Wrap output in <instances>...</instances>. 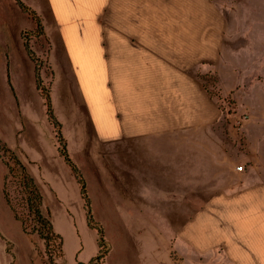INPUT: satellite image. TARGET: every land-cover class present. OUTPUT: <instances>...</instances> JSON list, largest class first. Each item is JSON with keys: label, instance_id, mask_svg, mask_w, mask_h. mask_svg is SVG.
Masks as SVG:
<instances>
[{"label": "rangeland", "instance_id": "obj_1", "mask_svg": "<svg viewBox=\"0 0 264 264\" xmlns=\"http://www.w3.org/2000/svg\"><path fill=\"white\" fill-rule=\"evenodd\" d=\"M21 1L36 14L41 26L37 34L31 18L11 0L23 21L22 41L34 56L42 91L48 92L52 114L59 124L56 129L49 122L55 145L59 147L60 131L68 156L85 183L92 218L104 236L107 227L100 217L104 214L103 187L107 184L108 191L118 196L119 174L140 169L141 156L154 155L161 161L167 158L171 161L160 163L161 168L170 165L176 170L186 166L198 170L206 156L212 160L221 154L242 156L250 151L242 127L247 120L259 123L262 129L256 132L261 139L255 141L252 153L259 155L264 148V115L253 113L264 107V0ZM198 4L202 7L197 11ZM207 32L228 34L233 62L248 67L249 85L237 90L234 106L232 100L227 101L232 109L220 108L219 124L212 130L177 126L168 131H130L128 128L134 125L129 121V112L133 109L124 103L126 89L134 86L129 71L136 63L128 58L129 54H142V74L157 70L163 82L161 94L169 95L166 82L168 76L176 74L177 66L173 65L181 62L184 34L195 39L199 33ZM239 33L246 35L239 37ZM194 70L198 78L203 77L204 67L196 66ZM205 76L213 78L211 73ZM243 116L248 118L237 119ZM65 164L61 183L66 213L73 214L71 232L60 210L52 206L51 193L42 184L39 172L35 175L44 209L60 230L63 256L59 264H83L79 259H86L98 236L87 225L79 184ZM238 165L243 166L235 162L234 168ZM1 173L3 179L6 169L0 161ZM8 194L28 228L35 227L22 202L17 179L9 181ZM3 201L2 207H6ZM12 216L11 223H6L7 233L0 234V264H48L43 241L36 234L24 236ZM84 223L86 232L80 227ZM76 238L82 241L83 256L73 252Z\"/></svg>", "mask_w": 264, "mask_h": 264}, {"label": "crops", "instance_id": "obj_2", "mask_svg": "<svg viewBox=\"0 0 264 264\" xmlns=\"http://www.w3.org/2000/svg\"><path fill=\"white\" fill-rule=\"evenodd\" d=\"M201 7L198 4L196 10ZM22 22L11 0H0V141L15 151L37 184L35 172H39L51 193L52 206L60 210L71 232L73 214L66 213L61 183L66 166L36 87V62L28 56L21 38ZM184 36L181 62L173 65L176 74L167 78L169 95L161 94L163 82L157 70L142 74V54H129L136 63L129 71L134 86L126 89L124 103L133 109L129 112L134 125L130 131H168L177 126L212 130L221 118V101L232 100L234 106L237 90L249 85L247 65L231 58L228 34ZM196 66L205 68L203 77L194 73ZM207 73L213 78L205 76ZM253 113L264 115V107ZM260 126L249 120L242 126L250 148L242 156L221 154L215 160L206 156L198 170L189 166L176 170L170 165L161 168L160 163L171 161L167 158L161 161L158 156L145 155L140 157V169L119 174L118 196L106 184L104 214L100 216L107 227L101 264H172V255L181 264H264V148L259 155L252 153L255 141L261 139L256 133L262 130ZM235 162L244 169L236 171ZM1 198L0 234L5 236L12 213L6 203L11 215L2 207ZM51 223L58 234L53 219ZM86 226L80 224L84 232ZM75 241L73 252L83 256L82 241ZM99 250L96 239L86 259L79 261L95 262Z\"/></svg>", "mask_w": 264, "mask_h": 264}, {"label": "trees", "instance_id": "obj_3", "mask_svg": "<svg viewBox=\"0 0 264 264\" xmlns=\"http://www.w3.org/2000/svg\"><path fill=\"white\" fill-rule=\"evenodd\" d=\"M15 4L26 13L31 20L34 22L37 34L41 31V26L36 14L22 3L21 0H13ZM25 48L28 56L34 61V56L25 44ZM36 87L40 92L43 104L46 110V115L48 121L57 129L59 124L52 114L51 101L47 91H42L41 81L38 76V71L36 67ZM58 139V152L60 156L64 159V162L71 169L77 183L80 187V196L83 200L84 210L86 212V222L89 228L94 229L98 236V245L100 247L99 255L95 262H89L87 264H101V260L105 255V250L103 247L104 238L103 231L99 224L95 223L90 210V204L87 197L85 183L79 173L77 167L70 160L67 150L65 148L64 140L60 134L57 132ZM0 161L6 169V173L2 179L1 183V193L3 200L5 201L7 207L11 211L15 221L20 225V229L24 236L31 237L36 234L37 238L44 243L45 252L47 255L48 264H59L62 258V239L59 234L54 231L53 225L50 220L49 213L43 208V198L39 190V186L36 183L34 177L28 171L26 165L17 156L15 151L8 148L5 144L0 141ZM11 179H17L18 185L21 189L23 195V204L26 206L28 213L31 215V219L35 224V227L28 228L26 222L19 215L15 205L12 203L8 194V183ZM34 252L38 254L36 243L33 242ZM81 264V263H78Z\"/></svg>", "mask_w": 264, "mask_h": 264}, {"label": "built area", "instance_id": "obj_4", "mask_svg": "<svg viewBox=\"0 0 264 264\" xmlns=\"http://www.w3.org/2000/svg\"><path fill=\"white\" fill-rule=\"evenodd\" d=\"M222 110L227 111L228 108H231V105L229 104V102H227L226 100L221 101V107ZM248 117L247 116H243V119L237 118L238 120H246ZM239 125V124H238ZM236 171L240 172L243 170V166L242 165H238L235 167ZM171 262L172 264H181L179 258H177L176 255H172L171 256Z\"/></svg>", "mask_w": 264, "mask_h": 264}]
</instances>
